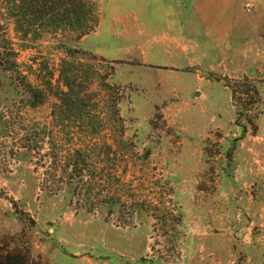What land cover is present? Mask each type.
I'll list each match as a JSON object with an SVG mask.
<instances>
[{
	"label": "rangeland",
	"instance_id": "obj_1",
	"mask_svg": "<svg viewBox=\"0 0 264 264\" xmlns=\"http://www.w3.org/2000/svg\"><path fill=\"white\" fill-rule=\"evenodd\" d=\"M91 1L79 40L0 14V260L264 264V26L193 49L182 6ZM70 76L86 118L52 119Z\"/></svg>",
	"mask_w": 264,
	"mask_h": 264
},
{
	"label": "trees",
	"instance_id": "obj_2",
	"mask_svg": "<svg viewBox=\"0 0 264 264\" xmlns=\"http://www.w3.org/2000/svg\"><path fill=\"white\" fill-rule=\"evenodd\" d=\"M0 11L2 18H7L12 23L17 36L21 40L29 41L41 37L40 26H55L56 34L61 30L62 34L74 36L79 40L92 32L98 23L97 6L91 0H10L7 3L0 0ZM77 80V77L70 76L63 81L65 91L59 95V103L53 109L52 119L82 121L86 118L83 91L79 89ZM116 105L115 102L112 107L115 120L121 122ZM79 154L72 157L76 174L81 173L78 164L88 160ZM16 263L15 257L0 260V264Z\"/></svg>",
	"mask_w": 264,
	"mask_h": 264
},
{
	"label": "crops",
	"instance_id": "obj_3",
	"mask_svg": "<svg viewBox=\"0 0 264 264\" xmlns=\"http://www.w3.org/2000/svg\"><path fill=\"white\" fill-rule=\"evenodd\" d=\"M246 1L143 0V3H149L148 8L144 7L146 12H152L158 8L168 10L170 7H176L178 10V6H182L186 17L184 26L190 25L193 43H195L192 44L194 45L192 48L199 49L201 34H206L211 40L213 38L217 43H225L227 47H230V42L234 40L240 42L242 36L249 32L256 33L260 27L264 26V0H252L254 12L250 15L244 13L243 6Z\"/></svg>",
	"mask_w": 264,
	"mask_h": 264
},
{
	"label": "built area",
	"instance_id": "obj_4",
	"mask_svg": "<svg viewBox=\"0 0 264 264\" xmlns=\"http://www.w3.org/2000/svg\"><path fill=\"white\" fill-rule=\"evenodd\" d=\"M251 3L247 2L244 4L243 8L246 12H249L251 10Z\"/></svg>",
	"mask_w": 264,
	"mask_h": 264
}]
</instances>
